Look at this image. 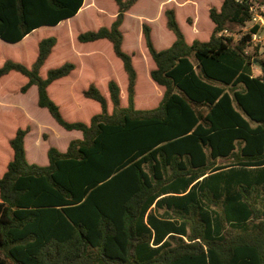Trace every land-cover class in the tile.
I'll use <instances>...</instances> for the list:
<instances>
[{"label":"trees","instance_id":"obj_1","mask_svg":"<svg viewBox=\"0 0 264 264\" xmlns=\"http://www.w3.org/2000/svg\"><path fill=\"white\" fill-rule=\"evenodd\" d=\"M110 26L79 33L82 44L106 40L127 77V106L119 85L112 104L89 84L83 97L100 105L88 123L68 121L49 96L69 77L72 62L41 69L58 39L42 38L31 66L7 59L0 79L24 76L26 94L66 131H80L65 152L47 150L48 165L29 163L19 128L0 177V264H264V58L248 48L260 32L247 27L264 0H223L209 9L208 41L187 43L173 8L164 11L175 40L155 46L142 36L164 88L153 109H136L138 73L123 49L122 25L139 0H113ZM84 0H0V40L18 44L42 27L73 18ZM260 70L255 75L253 69Z\"/></svg>","mask_w":264,"mask_h":264},{"label":"rangeland","instance_id":"obj_2","mask_svg":"<svg viewBox=\"0 0 264 264\" xmlns=\"http://www.w3.org/2000/svg\"><path fill=\"white\" fill-rule=\"evenodd\" d=\"M222 3L223 0H139L126 13L122 25L125 37L123 49L134 55L133 62L138 73L136 109H152L160 97L159 86L150 77V71L155 65L143 40V24L151 27L158 50L168 48L175 37L166 27L164 11L173 8L187 43L195 39L208 41L214 28L209 19V9L215 7L219 10ZM255 6L253 21L247 27L238 28L234 38L239 39L252 25L260 24V32L253 37L248 53L264 58V7ZM116 13L117 6L113 0H88L85 11L76 20L65 21L53 28H40L18 44L0 40V66L7 59L31 66L40 39L54 36L58 43L42 67L41 76L45 78L48 69L59 67L65 62L76 65L69 77L54 82L48 88L49 96L58 104L68 121L88 123L93 115L101 112L98 103L83 97V91L91 83L107 99L108 112L111 113L112 104L107 85L110 80H114L121 90V105L126 107L127 77L110 43L106 40L88 44L77 41L79 33L110 26ZM253 72L255 75L260 74V70L255 67ZM26 81L24 76L17 73L0 79V177L12 158L9 140L19 128L30 127V133L25 139L26 157L29 163L41 166L47 163V150L50 146L63 151L71 140L82 136L79 131L64 130L47 110L38 107L35 86L26 94H21L19 89Z\"/></svg>","mask_w":264,"mask_h":264},{"label":"crops","instance_id":"obj_3","mask_svg":"<svg viewBox=\"0 0 264 264\" xmlns=\"http://www.w3.org/2000/svg\"><path fill=\"white\" fill-rule=\"evenodd\" d=\"M87 1L88 0H84V3H83V6H82V8L78 11V13L73 17V18H71V19H68V20H70V21H73V20H76L80 15H81V13H83L84 11H85V6L87 5ZM68 20H65V21H68ZM65 21H62L59 25H62ZM58 25V26H59ZM57 27V26H56ZM43 28V27H42ZM53 28V27H52ZM38 30V29H37ZM36 31V30H35ZM158 89H159V98L157 99V102H156V104H154L153 106H157L158 104H159V102L161 101V99L163 98V95H164V88L163 87H161V86H159L158 87ZM137 97V96H136ZM108 107H109V104H108ZM154 107V108H155ZM153 109V108H152ZM46 110V109H45ZM69 132H71V131H69ZM80 132V131H79ZM81 133V132H80ZM29 135V134H28ZM27 135V136H28ZM81 135H82V133H81ZM26 136V137H27ZM26 137H25V139H26ZM81 138H82V136H81ZM81 138H79V139H81ZM78 139V138H77ZM66 149H67V146L64 148V150L62 151V152H65L66 151ZM61 151V150H60ZM25 152H26V149H25ZM27 158V157H26ZM28 161V160H27ZM47 163L46 164H44L45 166L46 165H48V160L46 161ZM45 163V162H44ZM31 164V163H30ZM41 166V165H40Z\"/></svg>","mask_w":264,"mask_h":264}]
</instances>
